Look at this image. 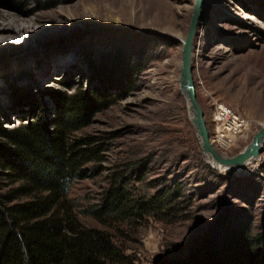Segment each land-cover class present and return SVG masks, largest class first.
<instances>
[{
    "label": "rangeland",
    "instance_id": "374dc122",
    "mask_svg": "<svg viewBox=\"0 0 264 264\" xmlns=\"http://www.w3.org/2000/svg\"><path fill=\"white\" fill-rule=\"evenodd\" d=\"M195 2L0 0V24L21 21L18 39L0 43L1 127L27 124L40 110L51 121L63 94L103 91L112 101L76 134L95 138L89 147L99 155L68 190L79 221L100 228L90 212L128 166L144 164L131 175L137 198L166 182H181L187 190L189 202L166 222L146 218L136 226L108 227L127 264H194L221 218L248 228L264 251V154L244 169L209 173L180 91L182 41ZM193 53L210 135L214 101L250 122L232 147L217 150L233 157L264 125V0H204ZM118 56L122 63L128 57L140 62L122 89L104 86L99 73H114L110 63Z\"/></svg>",
    "mask_w": 264,
    "mask_h": 264
},
{
    "label": "trees",
    "instance_id": "16d2710c",
    "mask_svg": "<svg viewBox=\"0 0 264 264\" xmlns=\"http://www.w3.org/2000/svg\"><path fill=\"white\" fill-rule=\"evenodd\" d=\"M119 58L110 63L114 73L99 71L104 86L122 89L140 65L138 59L122 63ZM55 102L51 121L40 110L27 124L8 130L0 126V264H127L108 227L136 226L146 218L166 222L189 202L187 190L181 182H166L153 195L137 198L131 175L144 164L128 166L90 212L100 228L82 224L68 190L99 155L89 147L95 138L76 134L112 101L103 91H77ZM205 169L217 173L207 165ZM220 220L219 231L201 245V260L194 264H264L260 241L248 228Z\"/></svg>",
    "mask_w": 264,
    "mask_h": 264
},
{
    "label": "water",
    "instance_id": "95a60500",
    "mask_svg": "<svg viewBox=\"0 0 264 264\" xmlns=\"http://www.w3.org/2000/svg\"><path fill=\"white\" fill-rule=\"evenodd\" d=\"M203 3L204 0H196L188 35L182 41L183 49L179 76L180 91L188 102L191 122L196 130L202 153L207 159L209 167L215 171L241 170L262 158L264 154V125L255 134L250 145L233 157L221 155L212 144L205 112L198 100L193 75L194 40Z\"/></svg>",
    "mask_w": 264,
    "mask_h": 264
},
{
    "label": "built area",
    "instance_id": "2783aa9c",
    "mask_svg": "<svg viewBox=\"0 0 264 264\" xmlns=\"http://www.w3.org/2000/svg\"><path fill=\"white\" fill-rule=\"evenodd\" d=\"M211 142L216 150L226 151L244 135L250 122L230 106L214 101L211 115Z\"/></svg>",
    "mask_w": 264,
    "mask_h": 264
},
{
    "label": "bare ground",
    "instance_id": "6f19581e",
    "mask_svg": "<svg viewBox=\"0 0 264 264\" xmlns=\"http://www.w3.org/2000/svg\"><path fill=\"white\" fill-rule=\"evenodd\" d=\"M21 21L12 18V23L4 22L0 24V43L16 41L21 33Z\"/></svg>",
    "mask_w": 264,
    "mask_h": 264
}]
</instances>
